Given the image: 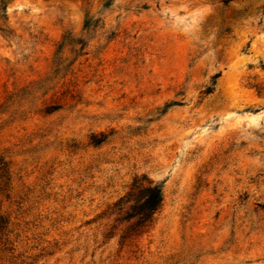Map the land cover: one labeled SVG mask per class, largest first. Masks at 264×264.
<instances>
[{
    "label": "rangeland",
    "instance_id": "obj_1",
    "mask_svg": "<svg viewBox=\"0 0 264 264\" xmlns=\"http://www.w3.org/2000/svg\"><path fill=\"white\" fill-rule=\"evenodd\" d=\"M4 4L0 264H264V0Z\"/></svg>",
    "mask_w": 264,
    "mask_h": 264
},
{
    "label": "trees",
    "instance_id": "obj_2",
    "mask_svg": "<svg viewBox=\"0 0 264 264\" xmlns=\"http://www.w3.org/2000/svg\"><path fill=\"white\" fill-rule=\"evenodd\" d=\"M230 1L231 0H222V3L226 6ZM110 5V3H106L105 7H110ZM0 19L7 21L4 0H0ZM90 27V23L86 22L85 28L89 29ZM93 27H96L95 24ZM64 41L65 40L63 39L59 44L57 52L61 50ZM217 77L218 75L213 79H216ZM205 93H211V89L207 88ZM165 108L168 109L169 106H166ZM164 112L165 111H163V113ZM98 144L99 142L96 143V145ZM1 170L4 173L5 167L3 166ZM162 203L163 196L161 186L155 184L146 176L134 178L128 193L112 206V212H117V215L121 216L124 207L128 205V209L124 212L121 218L116 220V222L120 221L128 224V227L120 237V243L131 237L141 236L142 234L147 233L153 224L155 215L160 211ZM5 227V220L0 217V231H3Z\"/></svg>",
    "mask_w": 264,
    "mask_h": 264
}]
</instances>
